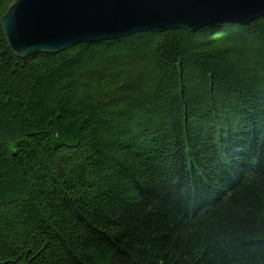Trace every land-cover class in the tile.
Returning <instances> with one entry per match:
<instances>
[{
    "label": "trees",
    "instance_id": "trees-1",
    "mask_svg": "<svg viewBox=\"0 0 264 264\" xmlns=\"http://www.w3.org/2000/svg\"><path fill=\"white\" fill-rule=\"evenodd\" d=\"M0 264H264V18L26 59L0 27Z\"/></svg>",
    "mask_w": 264,
    "mask_h": 264
},
{
    "label": "water",
    "instance_id": "water-1",
    "mask_svg": "<svg viewBox=\"0 0 264 264\" xmlns=\"http://www.w3.org/2000/svg\"><path fill=\"white\" fill-rule=\"evenodd\" d=\"M261 18L264 0H15L0 27L10 52L25 59L139 33H196Z\"/></svg>",
    "mask_w": 264,
    "mask_h": 264
},
{
    "label": "rangeland",
    "instance_id": "rangeland-1",
    "mask_svg": "<svg viewBox=\"0 0 264 264\" xmlns=\"http://www.w3.org/2000/svg\"><path fill=\"white\" fill-rule=\"evenodd\" d=\"M28 58V57H27ZM26 59V58H25Z\"/></svg>",
    "mask_w": 264,
    "mask_h": 264
}]
</instances>
